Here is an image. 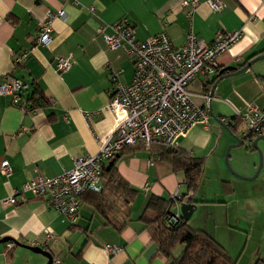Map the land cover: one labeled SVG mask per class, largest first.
Listing matches in <instances>:
<instances>
[{"label": "crops", "instance_id": "crops-1", "mask_svg": "<svg viewBox=\"0 0 264 264\" xmlns=\"http://www.w3.org/2000/svg\"><path fill=\"white\" fill-rule=\"evenodd\" d=\"M220 2L221 7L212 10L207 0H197L193 7L190 0H0V85L19 74L29 80L20 103L15 104L10 96L0 93V164L6 159L11 167L10 173L0 171V199L12 195L25 181L39 174L54 177L70 170L75 157L97 153L98 135L111 132L115 119L106 106L113 78L127 84L133 75L130 57L121 48H111L104 40V35L111 33V25L118 20L125 18L132 24L139 40L164 30L175 46L184 42L189 31L208 44L217 31L241 30L239 39L217 56L218 68L228 65L239 68L238 64L248 57L263 53L264 0ZM58 9H63L66 15L52 20L50 44L35 45L21 64L13 65L17 53L35 44L38 27L46 13ZM58 57L68 61L66 69H57ZM252 64L245 70L249 71L251 88L243 83L238 85V92H227L225 97L231 103L245 100L246 105L264 104L263 75ZM214 74L200 73L189 84L199 104L203 85ZM220 81L211 99L219 100L221 93L216 90ZM32 84L40 88L48 101L26 110L23 103ZM232 115L218 116L227 123ZM211 141L210 127L196 123L171 144L191 155L203 156V175L209 160L221 180L220 188L212 194L206 190L200 192V181L192 198L197 203L186 221L212 236L236 264H264V237L251 249L248 235L237 236L235 241L230 235L228 240L221 237L219 230L231 228L230 198L235 190L232 179L218 168V144L211 149ZM153 143L148 148L126 149L117 156V172L136 194L129 203L119 201L107 219L97 211L91 198L85 196L80 199L77 217L70 222L45 197L25 192L16 195L15 204L0 206V239L11 237L20 244L35 243L34 246L52 253V264L54 259L59 260L58 264H165L139 215L149 195L168 199L177 192L181 196L186 192V185L182 172H174L159 150L158 144L163 143ZM108 162L105 167L109 166ZM255 166L256 159L252 156L250 173ZM182 202L189 201L181 200L179 205ZM179 205L177 209L171 206V210L180 219ZM198 207L204 210V216L198 225L190 224L189 218ZM242 207L243 204L238 205L239 210ZM46 234H50L48 240ZM227 244L236 246V250L229 249ZM105 245H112L117 251L108 253ZM46 261L44 256L24 246L6 249V242L0 243V264H45Z\"/></svg>", "mask_w": 264, "mask_h": 264}, {"label": "built area", "instance_id": "built-area-1", "mask_svg": "<svg viewBox=\"0 0 264 264\" xmlns=\"http://www.w3.org/2000/svg\"><path fill=\"white\" fill-rule=\"evenodd\" d=\"M212 10L221 7L220 0H207ZM197 0H190L195 6ZM65 11H48L40 23L35 44L17 53L13 65L21 64L35 45L48 46L51 42V22L54 18H65ZM241 30L217 31L210 43L198 40L189 31L184 42L175 46L164 30L139 40L134 27L125 18L111 25V33L104 35L105 42L111 48H121L133 64L132 79L122 84L113 78L112 90L107 109L113 112L115 124L111 132L98 135V151L94 155H80L73 159V167L59 176L49 177L42 174L25 181L12 195L0 199V206L15 204L16 195L29 192L33 196L45 197L46 202L70 222L78 215L80 196L85 191H98L102 181L105 162L117 155L122 148L139 143L148 148L153 142L172 144L173 140L189 126L208 123V94H199L202 103L193 101L195 94L189 84L200 73H214L217 56L226 51L240 37ZM68 61L62 57L56 59L58 70H64ZM25 84L16 77L6 79L0 85V93L10 96L15 104L20 103ZM236 116L240 119L243 131L242 140L251 144L257 136H264V104L248 103ZM0 171L11 172L9 162L1 161ZM171 198L178 202L187 200L177 192ZM179 203H175L177 209ZM173 212V211H172ZM177 213H171L168 222L178 221ZM50 234H46V240ZM29 245H36L29 243ZM14 244L6 242V249ZM108 253L117 248L105 245ZM54 264L59 260L54 259Z\"/></svg>", "mask_w": 264, "mask_h": 264}, {"label": "trees", "instance_id": "trees-1", "mask_svg": "<svg viewBox=\"0 0 264 264\" xmlns=\"http://www.w3.org/2000/svg\"><path fill=\"white\" fill-rule=\"evenodd\" d=\"M256 55L257 53L248 57L238 66L244 65ZM219 69L217 66L211 80L204 83V93L209 92V86L214 82ZM47 101V97L35 84L26 96L23 107L26 110H32ZM239 122L240 119L234 114L228 119L227 125L235 132ZM151 146H154V143ZM140 147L143 145L136 143L122 148L117 155L109 160L111 162L109 166L103 167L99 190L85 191L80 196V199L82 196L91 198L94 207L105 219L108 218V214L119 201L129 203L134 199L136 190L117 172L115 161L118 155L125 153L126 149ZM158 147L170 163L172 170L182 172L186 192L181 195V198L185 197L194 207L197 202L192 201V198L203 175L204 157L191 155L186 150L170 144H158ZM250 149L252 148L250 147ZM179 201L181 200L179 199ZM179 201L175 202L172 198L166 199L161 196L149 195L139 215V221L157 245L159 253L165 258V264H236L235 259L226 252L221 244L205 231L191 227L182 218L175 223L168 222L172 213L171 206ZM125 217L127 218V214Z\"/></svg>", "mask_w": 264, "mask_h": 264}, {"label": "rangeland", "instance_id": "rangeland-1", "mask_svg": "<svg viewBox=\"0 0 264 264\" xmlns=\"http://www.w3.org/2000/svg\"><path fill=\"white\" fill-rule=\"evenodd\" d=\"M252 65L256 71L263 75L264 80V57L256 60ZM247 76H249V71L225 77L220 81V85L216 90L221 93L219 100L213 98L210 100L211 110L214 115L230 116L236 111L237 113L241 112L242 109L245 108L244 106L247 101L242 100L239 104H233L230 100H227L225 96L230 90L236 92L238 90V85L243 83L247 84V88L250 89L251 86L248 84ZM193 101L199 104L194 98ZM234 107L235 109H233ZM207 125L210 127L212 133L211 149H213L214 145L218 144L216 149L218 168L222 170L221 172L224 175L232 179L235 190L230 198L231 228L228 231L217 230H219L222 239L228 240L230 235V238L232 237L233 241L236 240L237 236H242L243 234L244 238L245 235H248V246L251 249L255 242L256 245H258L264 237V141L260 139L257 143L262 153V166L260 171L254 179L243 180L233 176L228 171L224 162L226 148L234 142L233 137L210 116L208 117ZM236 127V132L240 136V133L243 131V126L241 123H238ZM248 147H250L249 143L244 140L241 145L231 147L228 152V163L231 169L243 177L252 176L258 163L257 153L253 150L252 152L254 154L252 156L256 159V166L253 172L250 173L248 166L252 156L249 154L250 149ZM206 163L207 165L206 168H204V175L199 189L200 192L206 190L208 194H212L220 188L221 180L216 174L217 168L213 166L209 160H207ZM239 204H243V207L240 210L238 208ZM203 216L204 210L201 207H198L192 217L189 218L190 224L198 225ZM227 245L229 249L233 251L237 248L236 246Z\"/></svg>", "mask_w": 264, "mask_h": 264}, {"label": "water", "instance_id": "water-1", "mask_svg": "<svg viewBox=\"0 0 264 264\" xmlns=\"http://www.w3.org/2000/svg\"><path fill=\"white\" fill-rule=\"evenodd\" d=\"M264 57V52L261 53V54H258L256 56H254L253 58H251L250 60H248L243 66L241 67H237V66H233V65H228V66H224L222 68H220L218 70V72L216 73V78L209 90V93H208V97H209V100H208V105H207V111H208V115L216 122L218 123L221 127H223L234 139V143L230 144L227 148H226V151H225V155H224V162L226 164V167L228 169V171L235 177L237 178H240V179H243V180H252L254 179L258 172L260 171L261 169V166H262V153H261V150L259 149L258 147V140H263L264 141V136H257V137H254L252 140H251V144L250 147H252L253 150L256 151L257 153V156H258V163H257V167L255 169V172L253 173L252 176L250 177H243L241 175H238L237 173H235L229 163H228V152H229V149L231 147H235V146H239L243 143V140L242 138L236 134L235 132H233L229 126L227 125L226 122L223 121V119H221L219 116H216L214 115V113L212 112L211 110V105H210V100H211V97H212V94H213V91H214V88L216 86V84L223 78L225 77H228V76H231V75H237L243 71H245L253 62H255L256 60L258 59H261ZM16 78L18 80H20L23 84H25V87L26 85H29V80L23 78V75L19 74L16 76ZM111 162H108V165L110 164ZM107 165V166H108ZM179 208H180V212H181V217L184 221H186L191 213V211L193 210V206L190 202H182L180 203L179 205ZM2 242H12L14 245H20V246H24L26 248H28L29 250H31L32 252H35V253H38V254H41L42 256H44L47 261L45 264H52V261H53V256H52V253L47 250V249H43L41 246H32V245H25V244H20L18 242H16L13 238L11 237H2L0 239V243Z\"/></svg>", "mask_w": 264, "mask_h": 264}]
</instances>
